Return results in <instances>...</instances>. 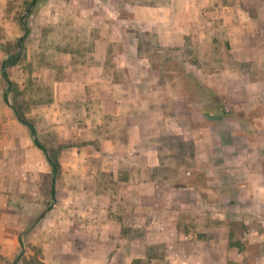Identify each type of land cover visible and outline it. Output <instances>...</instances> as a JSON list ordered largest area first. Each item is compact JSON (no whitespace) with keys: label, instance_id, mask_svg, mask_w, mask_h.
Here are the masks:
<instances>
[{"label":"rangeland","instance_id":"1","mask_svg":"<svg viewBox=\"0 0 264 264\" xmlns=\"http://www.w3.org/2000/svg\"><path fill=\"white\" fill-rule=\"evenodd\" d=\"M31 1L0 0V64L8 54H19L16 65L8 68V90L0 76V264H12L15 259L16 264H92L93 255L99 259L108 257L103 264H115L123 254L134 257L132 262L127 257V264H185L186 257L189 264H221L195 257L206 258L209 251L215 256L223 247L241 254L238 263L255 264L249 256L258 253L257 242H249L248 227L230 220L234 202L228 200L227 175L234 174L235 169L244 171L234 164L238 149L234 153L229 147L233 141L228 134L232 124L223 116L221 127L213 128L210 121L218 118L199 111L216 105L212 98L216 93L220 105L236 115L246 109L252 113L249 121L253 120L255 128L264 127V69L259 70V76L254 73L260 80L254 85L239 79L217 81L219 72H254L255 62L264 66V52L254 51L252 46L247 53H236L243 61L232 64L227 28L217 13L221 5L240 0H128L140 8L149 6L153 18L152 24L142 23L143 27H152V32L137 38L141 56L150 64L149 76H154L157 83L142 92L139 104L164 112V118H159V138L146 137L143 143L158 146L160 174L167 175L172 184L196 185L200 195L189 198V204L171 205V210L178 209L171 213L175 228H118L119 237L111 238L114 248L120 250L117 253L109 252L112 244H101L108 240L107 229L93 225L94 219L101 216L92 210L94 204L99 207L107 201L95 198L92 187L80 176L88 171L103 173L113 169L108 159L97 153L99 148H79L76 153L70 147L76 143V132H69L70 127L85 120L86 107L62 97L76 91L69 76V62L96 59L89 53L91 40L85 36L84 17L89 4L85 0H45L26 18L29 34L18 48L16 43L24 34L21 21ZM115 5L123 11L117 0ZM130 10L132 7L125 8ZM253 41L255 45L259 42L257 38ZM185 70L201 82V88L192 89L195 92L189 99L181 94L187 88ZM4 92L9 104L4 102ZM11 105L32 123L39 141L57 160L59 171L54 181L43 152L34 145L29 129L17 121ZM91 109L86 111L90 113ZM87 134L95 137L101 132L94 129ZM126 136L123 132L120 139L124 141ZM214 138L222 145L217 152L203 147ZM126 160L130 167L131 161ZM53 186L55 202L51 200ZM43 211L47 212L33 225ZM135 235L146 236L149 241L157 236L162 241L144 246L143 240H136L132 245ZM140 250L144 258L135 256ZM257 262L262 264L264 260Z\"/></svg>","mask_w":264,"mask_h":264},{"label":"crops","instance_id":"2","mask_svg":"<svg viewBox=\"0 0 264 264\" xmlns=\"http://www.w3.org/2000/svg\"><path fill=\"white\" fill-rule=\"evenodd\" d=\"M85 1L89 4V10L84 17L87 23L85 36L91 40L89 53L95 55L96 59L91 60L88 57L86 61L72 60L69 62L68 67L72 69L69 76L76 91L65 93L62 97L86 107L83 110L85 120L82 123L78 121L72 123L73 126L70 127L69 132H76V143L70 147L75 149L76 153L79 148L86 150L93 147L99 148L100 151L97 153L101 154L102 159H108L109 167L113 169L103 173L88 171L80 176L86 179L90 188L92 187V194L95 198L107 201L99 207L94 204L92 210L100 212L101 216L94 219L93 225L107 229L108 240L106 242L101 240V244H112L113 247L108 248L109 252L117 253L120 250L114 248L115 241L111 238L119 237L118 228L138 229L154 226L168 230V225L175 228V217L171 213L178 209L171 210V205L189 204L192 196L196 198L200 194L196 185L186 186V183L179 185L176 182L172 184L167 175L160 174L158 169H160L162 158L158 146L149 144V142L147 145L143 143L146 137L152 139L158 136L159 138L161 135L160 130L157 131L161 126L159 120L164 118V112L160 109L153 108L152 105L141 107L139 104L142 92L147 88L153 89L152 85L157 83L154 76H149L150 64L146 58L141 56L137 38L141 33L152 32V27L142 26V23L152 24L151 8L149 6L140 8L132 1L117 0L118 6L122 4L120 7L123 11L121 12V9H117L115 5L116 0ZM130 7L132 10L125 11V8ZM218 11L217 16L222 18L221 24L227 28L229 35L228 44L231 46L229 52L232 54V64L243 61V58L237 57L236 53L242 51L247 53L251 46L254 47L252 48L254 51L264 52V41L259 40L264 38V0L233 1L232 4L221 5ZM255 38L260 43L256 41V45L253 44L255 41L252 42V40ZM236 43L239 45H235ZM107 54H109V59L106 60ZM253 68L254 72L245 70L240 74H236L231 69L226 70L225 74L219 72L217 81L225 82L232 79L236 82L239 79L243 84L254 85L260 81L258 72L264 69V66L255 62ZM255 72L258 76L254 74ZM83 73H85L84 76H82ZM184 73H190V78L185 77L201 85L196 75L187 70ZM188 86L187 84L186 90L181 93L186 99H189V95L195 92L192 87ZM166 92L168 95V91ZM214 94L212 98L216 105L211 109L201 107L199 111L202 115L218 118L210 121V126L213 128L221 127L223 122L220 117L223 116H226L227 118L224 119H228L232 124L228 130L230 140H233L229 147L233 148L234 153L238 149L234 164L244 171L237 172L235 169L234 174L228 173L227 175L230 182L227 184L230 190L228 200L234 202V209H232L234 213L230 220L240 221L237 224L248 227L251 235L249 242L255 241L258 244V253L249 258L255 264H259L257 262L259 259L264 260V127L255 128L253 120L249 121L252 113H248L246 109L245 113L240 115L233 114L225 106L219 104L221 99L219 95ZM221 107L224 110H221ZM90 108H92L91 112L88 113L86 110L89 111ZM223 112L228 113L229 116L224 115ZM165 120L168 121V118ZM94 129H99L101 135L95 134L94 137L93 134H87L93 133ZM123 132L127 135L124 141L120 139V134ZM204 146L214 152L222 148L215 138L210 139V142L207 141ZM126 159L131 161L130 167ZM172 176H174L173 173ZM233 180H237L234 185ZM183 196L186 198L182 199ZM199 212L202 211L198 210ZM220 229L223 230V228ZM226 237L229 242L230 236L227 234ZM131 239L132 245L136 240H143L144 246L162 241L158 240L157 236L153 241L147 240L146 236L142 238L136 235ZM210 242L214 243L213 240ZM138 247L141 248L142 245L139 244ZM217 252L215 256L209 251L206 258L203 255L195 258L218 260L221 264H240L238 262L242 256L236 254L234 250L223 247ZM123 255L118 258L119 261L115 260V264H127V257L131 262L134 259V257L125 255L123 257ZM135 256L145 257L141 250ZM107 259L105 257L99 259L95 255L90 256L92 264H103ZM186 261L185 264H189V258L186 257Z\"/></svg>","mask_w":264,"mask_h":264},{"label":"trees","instance_id":"3","mask_svg":"<svg viewBox=\"0 0 264 264\" xmlns=\"http://www.w3.org/2000/svg\"><path fill=\"white\" fill-rule=\"evenodd\" d=\"M44 1L45 0H32L31 3L29 4L28 8L25 10L24 16H23L24 18L21 21V25H22V27L24 29V34H23L22 37H20L18 39V41L16 43L18 48L19 47L21 48V46L23 45V41H24L25 37L29 34V30L30 29L28 27V23H27L26 18H29L30 15L32 13H34V11H36L39 8L40 4H42ZM18 58H19V54L18 53L8 54V56L0 64V76L5 81V83L7 85V90H8V88L11 85V82L8 79V68L10 66L16 65V63L18 61ZM185 76L190 78L191 74L190 73H185ZM188 82L190 84H192V85H190ZM187 84L190 87H192V89L199 90V88H201V85L199 83H197L196 81L192 80V79H187ZM3 99H4V102L6 104H9L6 92H4V94H3ZM11 108H12V111H13L14 116L17 119V121L20 122L21 124H23L24 126H26L29 129V132H30V134L32 136V140H33L34 145L40 151L43 152V154L45 156V159H46V161H47V163H48V165L50 167L52 179L54 181L56 176H57V174H58V171H59V164H58L57 160L51 157V155L49 154L50 150L44 144H42L39 141V139L36 136V131H35V128L32 125V123L28 122L26 119H24L23 116L19 113V111L17 110V108L14 105H11ZM221 110H224V108L221 107ZM223 114L229 116L228 113L223 112ZM82 144L85 145L86 143H82ZM51 200L53 202H55V200H56V191H55V187L54 186L51 188ZM45 212H47V211H43L42 213H40V215L35 219L33 225L44 216ZM19 242L21 243V240ZM16 263H17V259H15L12 264H16Z\"/></svg>","mask_w":264,"mask_h":264}]
</instances>
